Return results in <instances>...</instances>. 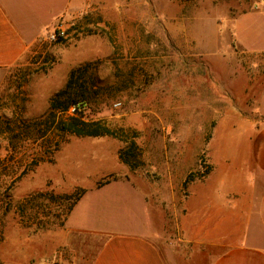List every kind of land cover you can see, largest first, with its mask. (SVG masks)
I'll use <instances>...</instances> for the list:
<instances>
[{
    "label": "rangeland",
    "instance_id": "obj_1",
    "mask_svg": "<svg viewBox=\"0 0 264 264\" xmlns=\"http://www.w3.org/2000/svg\"><path fill=\"white\" fill-rule=\"evenodd\" d=\"M263 5L78 0L48 25L0 87V264L71 261L69 246L67 257L55 255V231L96 176L92 185L126 176L147 185L149 196L155 182L163 202L206 176L214 140L255 116L264 54L231 28L236 16ZM58 23L65 34L49 41ZM70 75L87 96L84 119L104 120L113 135L60 132L46 119L51 96Z\"/></svg>",
    "mask_w": 264,
    "mask_h": 264
},
{
    "label": "crops",
    "instance_id": "obj_2",
    "mask_svg": "<svg viewBox=\"0 0 264 264\" xmlns=\"http://www.w3.org/2000/svg\"><path fill=\"white\" fill-rule=\"evenodd\" d=\"M78 0H0V87L63 13ZM232 35L264 54V5L232 22ZM251 41H249V38ZM211 171L163 202L158 185H82L55 231L62 264H264V84L255 116L213 143ZM180 185V189H181ZM173 190V185H171ZM179 190V189H178ZM75 241L76 246H73Z\"/></svg>",
    "mask_w": 264,
    "mask_h": 264
},
{
    "label": "trees",
    "instance_id": "obj_3",
    "mask_svg": "<svg viewBox=\"0 0 264 264\" xmlns=\"http://www.w3.org/2000/svg\"><path fill=\"white\" fill-rule=\"evenodd\" d=\"M71 75L66 85L51 96L48 112L45 114L46 119H51L52 122H55V128L60 132H67L77 136L113 135V131L105 124L104 120L84 119L82 114L87 103V96L82 91L77 90L74 85L72 86ZM71 108L74 109L71 110ZM120 158L124 162H128L122 155H120ZM83 192L84 189H81L74 195L68 210Z\"/></svg>",
    "mask_w": 264,
    "mask_h": 264
},
{
    "label": "built area",
    "instance_id": "obj_4",
    "mask_svg": "<svg viewBox=\"0 0 264 264\" xmlns=\"http://www.w3.org/2000/svg\"><path fill=\"white\" fill-rule=\"evenodd\" d=\"M64 29L62 28V25L60 23H58L55 27H53V29L51 31L48 32V34L46 35V38L49 41H56L58 39L63 38L64 36ZM74 108H71V110H73Z\"/></svg>",
    "mask_w": 264,
    "mask_h": 264
}]
</instances>
